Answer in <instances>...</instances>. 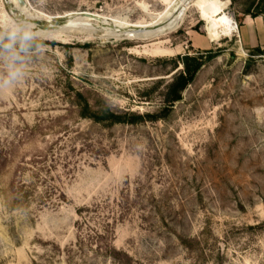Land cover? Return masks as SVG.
I'll return each mask as SVG.
<instances>
[{
  "label": "rangeland",
  "instance_id": "rangeland-1",
  "mask_svg": "<svg viewBox=\"0 0 264 264\" xmlns=\"http://www.w3.org/2000/svg\"><path fill=\"white\" fill-rule=\"evenodd\" d=\"M218 2L238 29L212 40L207 0H0L44 45L0 90V264H264V43L241 31L264 4ZM80 12L116 30L62 27ZM210 51L163 112L182 57Z\"/></svg>",
  "mask_w": 264,
  "mask_h": 264
},
{
  "label": "clouds",
  "instance_id": "clouds-1",
  "mask_svg": "<svg viewBox=\"0 0 264 264\" xmlns=\"http://www.w3.org/2000/svg\"><path fill=\"white\" fill-rule=\"evenodd\" d=\"M43 48L40 37L24 19H12V23L0 25V90L11 88L24 77L27 57L36 49Z\"/></svg>",
  "mask_w": 264,
  "mask_h": 264
},
{
  "label": "bare ground",
  "instance_id": "bare-ground-1",
  "mask_svg": "<svg viewBox=\"0 0 264 264\" xmlns=\"http://www.w3.org/2000/svg\"><path fill=\"white\" fill-rule=\"evenodd\" d=\"M11 1V0H10ZM182 1V0H181ZM208 1V9H204L201 11L202 13V19L204 21H206L208 23V27H207V31L211 37L212 40H217L218 39V33H219V29L222 30V32L224 33L225 36H229L231 35L235 30L238 29V25L236 24V22H234V20L225 13L224 11V8L223 6H221L218 2V0H207ZM12 3L14 5H16L18 8H20L21 10H24L23 7H19V1L18 0H12ZM28 5V4H27ZM179 5V4H178ZM187 4H184V6H186ZM180 6V5H179ZM188 6V5H187ZM178 7V6H177ZM175 8V7H173ZM16 9V8H15ZM27 9V8H26ZM29 9V8H28ZM18 10V9H17ZM174 10V9H173ZM176 11V10H174ZM23 12V11H22ZM173 13H177L176 12H173ZM179 13H180V10H179ZM24 14V12H23ZM182 14V13H180ZM179 14V15H180ZM14 15V14H13ZM21 16H22V13H21ZM178 16V15H177ZM176 17V16H174ZM60 17H56V19H59ZM61 18H65L66 19V25L65 26H62L64 28H68V27H72L78 23L82 24V25H89V24H92V23H95L94 25H101V26H109V27H112L111 30H116L114 26H112V24H107V22L110 20H107L105 19L104 17H102L101 15H96V14H92V13H89V12H80V13H68L64 16H61ZM167 19H170L168 18V16L166 17ZM173 19V18H172ZM171 19V20H172ZM175 19V18H174ZM52 20V19H51ZM47 19V21L43 20V22H45V24H47L48 26H52V21ZM118 20V19H117ZM173 21H178V17L176 20H173ZM180 21V20H179ZM172 22V21H171ZM115 24V22H113ZM122 23V22H121ZM120 23V24H121ZM182 23V22H180ZM123 24V23H122ZM153 24V23H151ZM149 25V26H135V25H132L133 27H135V29H141V28H152L154 25ZM176 24V23H175ZM31 25V24H30ZM93 25V24H92ZM96 25V26H97ZM166 25V24H165ZM35 26V25H34ZM79 26V24H78ZM131 26V25H130ZM81 27V26H80ZM35 28V27H34ZM51 28V27H49ZM77 28V27H76ZM177 28V27H176ZM60 29V28H59ZM78 29V28H77ZM98 29V28H97ZM109 29V28H107ZM105 29V30H107ZM117 29H118V26H117ZM120 29V28H119ZM134 29V30H135ZM109 30V31H111ZM133 30V31H134ZM169 30V29H168ZM167 30V31H168ZM57 31V30H56ZM56 31H41L39 30V33L40 34H45V33H48V32H56ZM65 32V31H64ZM120 32V31H119ZM118 32V33H119ZM127 32V31H126ZM124 32V33H126ZM38 33V32H37ZM68 33V32H67ZM167 33V32H166ZM49 34V33H48ZM66 34V32H65ZM117 34V33H116ZM131 34V33H130ZM137 34V33H136ZM140 33H138L139 35ZM143 34V33H142ZM163 34V33H162ZM125 35V34H124ZM145 35V34H144ZM147 35V34H146ZM43 36V35H42ZM46 36V35H44ZM130 36V39H133L135 38L134 36L136 35H129ZM146 37V36H144ZM140 38H142L140 36ZM119 39V38H117ZM122 39V38H121ZM120 40V39H119Z\"/></svg>",
  "mask_w": 264,
  "mask_h": 264
},
{
  "label": "trees",
  "instance_id": "trees-1",
  "mask_svg": "<svg viewBox=\"0 0 264 264\" xmlns=\"http://www.w3.org/2000/svg\"><path fill=\"white\" fill-rule=\"evenodd\" d=\"M264 4V0H259V4L256 8L261 7L260 5ZM246 15H250L252 18H257L264 16V9H261L259 11L248 10ZM261 55L264 54L263 50H258ZM217 56V53H214L213 51H210L207 53L206 57L200 56V57H194L186 55L182 57L181 64L184 67V72L176 76L173 80V82L170 84L167 97H166V105L163 109V112H168L171 110L176 102H179L182 100V93L187 89V87L194 82L198 72L201 70V68L205 65L206 62L213 60ZM87 107L86 112L90 111ZM89 113V112H88ZM88 113H84L83 116L88 117ZM92 117L97 122H104V121H110L111 123H122V122H129L128 120H125L122 116L109 112L107 116H100L98 114H92ZM131 122H138L141 120H144L145 118L150 119H158L159 115L154 114H147L146 116L142 115H135L131 114Z\"/></svg>",
  "mask_w": 264,
  "mask_h": 264
},
{
  "label": "crops",
  "instance_id": "crops-1",
  "mask_svg": "<svg viewBox=\"0 0 264 264\" xmlns=\"http://www.w3.org/2000/svg\"><path fill=\"white\" fill-rule=\"evenodd\" d=\"M242 23V35L249 37L250 43L253 42V38L256 40V45L264 43V19L262 17L252 18L245 14Z\"/></svg>",
  "mask_w": 264,
  "mask_h": 264
},
{
  "label": "water",
  "instance_id": "water-1",
  "mask_svg": "<svg viewBox=\"0 0 264 264\" xmlns=\"http://www.w3.org/2000/svg\"><path fill=\"white\" fill-rule=\"evenodd\" d=\"M19 2H20V4H23L24 3V0H19ZM42 29H47L48 28V26L47 25H45V26H43V27H41Z\"/></svg>",
  "mask_w": 264,
  "mask_h": 264
}]
</instances>
